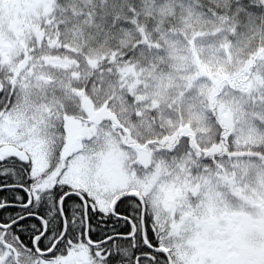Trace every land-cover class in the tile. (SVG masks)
<instances>
[{
  "label": "snow or ice",
  "instance_id": "6c2138e0",
  "mask_svg": "<svg viewBox=\"0 0 264 264\" xmlns=\"http://www.w3.org/2000/svg\"><path fill=\"white\" fill-rule=\"evenodd\" d=\"M0 264H264V0H0Z\"/></svg>",
  "mask_w": 264,
  "mask_h": 264
}]
</instances>
